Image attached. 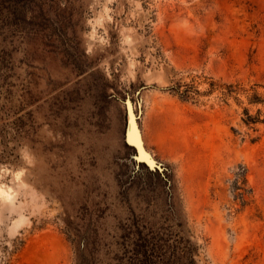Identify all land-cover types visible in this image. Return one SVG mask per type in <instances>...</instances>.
<instances>
[{"label":"rangeland","instance_id":"rangeland-1","mask_svg":"<svg viewBox=\"0 0 264 264\" xmlns=\"http://www.w3.org/2000/svg\"><path fill=\"white\" fill-rule=\"evenodd\" d=\"M2 58L0 264H264V0H0Z\"/></svg>","mask_w":264,"mask_h":264},{"label":"trees","instance_id":"trees-1","mask_svg":"<svg viewBox=\"0 0 264 264\" xmlns=\"http://www.w3.org/2000/svg\"><path fill=\"white\" fill-rule=\"evenodd\" d=\"M0 65H3L4 60L3 58L0 59ZM2 67H0L1 69ZM2 77L1 73H0V78ZM259 120H255V119H250L247 121V124L250 123H257ZM243 180V184L246 185V171L244 170V172L242 174H240V177ZM233 189L235 191L240 190V198L242 199L243 202H245V197L247 194V190L245 187H238V181L236 182L235 186L233 187ZM188 244V246H187ZM180 252L182 254V258L184 259V263L183 264H196L195 259H194V253H195V248H192L191 245L188 243H185L184 246H182V248L180 249Z\"/></svg>","mask_w":264,"mask_h":264},{"label":"water","instance_id":"water-1","mask_svg":"<svg viewBox=\"0 0 264 264\" xmlns=\"http://www.w3.org/2000/svg\"><path fill=\"white\" fill-rule=\"evenodd\" d=\"M129 102V101H128ZM129 105H130V103H129ZM128 129H127V140H128V143L131 145V146H133L134 148H135V151H136V155H135V157H134V159L135 160H137V161H139V162H141V163H143V164H146L149 168H151V169H154V170H161V168H160V166L159 165H157V163H156V161H153L148 155H147V153H146V151L144 150V148H143V145H142V142H141V138H140V134H139V130L137 129V125H136V122H137V117L135 116V114H133V111H132V108H130L129 107V109H128ZM133 117V119H134V122H135V133H136V140H137V144H138V146H139V148H140V150L144 153V155L149 159V161H150V163H147V161H145V160H140L139 158H140V153H139V151H138V149L136 148V146H135V144H133V141H132V139L130 138V136H129V127H130V123H131V118ZM152 162V163H151ZM149 164H151V166L149 165Z\"/></svg>","mask_w":264,"mask_h":264},{"label":"bare ground","instance_id":"bare-ground-1","mask_svg":"<svg viewBox=\"0 0 264 264\" xmlns=\"http://www.w3.org/2000/svg\"><path fill=\"white\" fill-rule=\"evenodd\" d=\"M130 102H128V107L132 108V111H133V114H134V110H133V106L129 105ZM136 125H137V129L139 130V134H140V138H141V142H142V145H143V148L144 150L146 151L147 155L153 160L155 161V159L151 156L150 152L145 148V143H144V140H143V135H142V131L140 130V128L138 127V123L136 122ZM135 122H134V119L133 117L131 118V123H130V127H129V136L130 138L132 139L133 141V144H135L136 148L138 149L139 151V155H140V159L141 160H145L147 161V163H150L149 159L144 155V153L140 150L138 144H137V140H136V133H135ZM152 163V162H151ZM151 165V164H149Z\"/></svg>","mask_w":264,"mask_h":264}]
</instances>
